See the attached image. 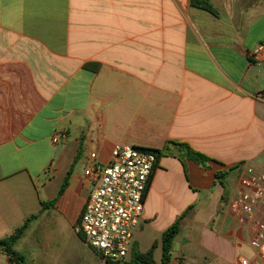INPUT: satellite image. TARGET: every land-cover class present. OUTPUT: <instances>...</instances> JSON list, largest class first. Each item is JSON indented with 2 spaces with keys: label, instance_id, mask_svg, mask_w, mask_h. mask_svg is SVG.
Wrapping results in <instances>:
<instances>
[{
  "label": "crops",
  "instance_id": "1",
  "mask_svg": "<svg viewBox=\"0 0 264 264\" xmlns=\"http://www.w3.org/2000/svg\"><path fill=\"white\" fill-rule=\"evenodd\" d=\"M209 1L218 15L191 0H0V239L36 216L15 246L27 264H79L80 247L106 264L72 230L90 154L105 164L116 145L170 141L210 160L160 157L134 243L163 264L162 235L179 222L169 264L255 256L227 213L241 170L216 174L264 170V55L252 57L264 0Z\"/></svg>",
  "mask_w": 264,
  "mask_h": 264
},
{
  "label": "built area",
  "instance_id": "2",
  "mask_svg": "<svg viewBox=\"0 0 264 264\" xmlns=\"http://www.w3.org/2000/svg\"><path fill=\"white\" fill-rule=\"evenodd\" d=\"M262 55L264 45L252 53V57ZM256 97L264 100V92ZM65 138L63 132H56L52 141ZM156 163V154L140 146L116 145L105 164L95 152L90 154L85 169L90 189L79 231L106 264L123 263L130 257ZM227 213L248 232L255 250L252 259L243 258L240 264H264V170L250 163L241 166V178L228 200Z\"/></svg>",
  "mask_w": 264,
  "mask_h": 264
},
{
  "label": "trees",
  "instance_id": "3",
  "mask_svg": "<svg viewBox=\"0 0 264 264\" xmlns=\"http://www.w3.org/2000/svg\"><path fill=\"white\" fill-rule=\"evenodd\" d=\"M191 4L195 7L206 10L214 15H218L216 8L212 5V3L209 0H191ZM86 67L89 68V65L88 66L86 65ZM148 150L156 154L157 163L160 157L164 154L176 155L182 159L191 158L202 165H206V163L210 160L209 157L194 150L188 143H184V142L170 141L168 142L167 147L162 150H155V149H148ZM157 163L155 169L157 168ZM237 168H239V166L231 167L225 171H220L216 174V176L219 180H221V182H224V179ZM68 179L69 176L65 179V182L59 192V196H61L66 190L68 186ZM35 217L36 216H30L21 227L16 229V231L12 235H10L7 238L0 239V248H2L5 251V253L9 256V264H27L26 258L15 250V246L24 237L26 231L30 226L31 221ZM178 232H179V222L169 227L166 231H164L162 235L163 264H169L171 260L172 245L175 237L178 235ZM78 234L79 237L83 240L82 233L79 231ZM154 248L155 246H153L149 251L144 253L141 252L140 249L137 247V245L134 243L128 260H126L123 263H114L111 261H107V264H155L154 255H153ZM95 252L100 255L99 252L97 251Z\"/></svg>",
  "mask_w": 264,
  "mask_h": 264
},
{
  "label": "rangeland",
  "instance_id": "4",
  "mask_svg": "<svg viewBox=\"0 0 264 264\" xmlns=\"http://www.w3.org/2000/svg\"><path fill=\"white\" fill-rule=\"evenodd\" d=\"M241 170V165L239 166V168H237V169H235L234 171H232V176H237L238 175V173H239V170ZM72 230L74 231V232H76L77 234L79 233V222L77 221L75 224H74V226L72 227ZM78 236H79V234H78ZM148 245L146 244H144L143 243V248L145 249V250H148ZM98 254V253H97ZM99 255V254H98ZM88 257L86 256V254L81 250V247H80V253H79V264H87L88 263ZM27 263V262H26ZM69 264V259L68 258H63V260H62V262H59V264ZM52 264H54V263H52Z\"/></svg>",
  "mask_w": 264,
  "mask_h": 264
}]
</instances>
